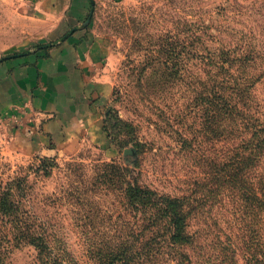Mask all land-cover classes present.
<instances>
[{
    "label": "rangeland",
    "instance_id": "374dc122",
    "mask_svg": "<svg viewBox=\"0 0 264 264\" xmlns=\"http://www.w3.org/2000/svg\"><path fill=\"white\" fill-rule=\"evenodd\" d=\"M39 1L0 0V60L51 42L38 40L48 32V25L35 14L38 11L34 4ZM89 3L88 27L102 43L104 73L110 86V96L101 109V132L108 148L83 140L78 151L52 157L58 167L52 169L51 176L44 177L41 173L31 174L39 164L37 157L24 155L12 146L0 128V190L8 182L29 174L33 212L46 221L50 232L56 233L76 260L94 264L88 257L87 241L82 234L86 225L78 219V207L67 202L65 192L76 196L74 187L68 184L83 187L79 185L80 174L87 180L85 186L88 185L95 175L94 167L102 162L128 168L137 165L135 172L142 183L170 194H191L198 207L190 230L202 235L199 238L203 250L217 254L219 242H230L238 249V264H246L243 251L239 250L242 231L233 220L231 204L221 202L220 198L218 203L207 192L209 187L195 185L194 179L199 174L195 155L209 154L212 147L195 143L192 151L181 148L177 140L178 134L192 136L190 127L197 128L192 126L194 114L190 113L189 102L195 75L205 68L197 63V54L230 51L237 61L249 58L241 68L254 78L245 82L254 86L256 103L264 105V0H89ZM153 53L177 55L173 69H179L182 75L170 79L169 87L159 95L148 91L138 80L148 63L147 57ZM124 122L133 125L139 141L150 148L145 153L137 152L136 160L135 156L124 158L125 149H136L133 143L121 145L132 139ZM68 164L80 168L70 172ZM88 196L100 200L99 210L104 208L102 203L110 210L116 205L114 195ZM35 255L32 247H20L12 250L10 263L34 264Z\"/></svg>",
    "mask_w": 264,
    "mask_h": 264
},
{
    "label": "trees",
    "instance_id": "16d2710c",
    "mask_svg": "<svg viewBox=\"0 0 264 264\" xmlns=\"http://www.w3.org/2000/svg\"><path fill=\"white\" fill-rule=\"evenodd\" d=\"M219 53L197 54V63L205 66L195 75L189 98L192 126L197 128L190 127L192 136L178 134L177 141L181 148L192 151L195 143L212 147L209 154L195 155L199 167L195 185L209 187L207 192L218 203L231 204L233 220L242 231L239 250L245 263L264 264V105L256 103L254 86L245 82L254 78L241 68L250 59L237 61L230 51ZM176 57L148 56L139 82L153 94L165 92L168 81L180 74L179 69H173ZM124 126L132 139L121 145L133 143L138 153L150 149L134 134L133 125L124 122ZM37 159L39 164L31 174L49 177L58 167L54 158ZM78 166L68 164L67 168L74 172ZM136 167L102 162L94 167L88 185L80 174L83 187L68 184L76 196L64 191L67 202L78 207L79 221L86 225L82 234L94 264H238V249L230 242H219L214 247L217 254L203 250L202 235L190 230L198 207L191 194H170L144 184ZM29 177L20 176L0 190V264H11L12 250L24 246L34 249V264H82L33 212ZM89 193L114 195V209L102 203L104 208L99 210L100 200H92Z\"/></svg>",
    "mask_w": 264,
    "mask_h": 264
},
{
    "label": "crops",
    "instance_id": "0c3cea01",
    "mask_svg": "<svg viewBox=\"0 0 264 264\" xmlns=\"http://www.w3.org/2000/svg\"><path fill=\"white\" fill-rule=\"evenodd\" d=\"M34 5L38 20L48 25L38 40L51 42L0 61L3 135L29 157L72 154L83 140L108 148L101 109L110 86L102 43L84 26L89 0H40Z\"/></svg>",
    "mask_w": 264,
    "mask_h": 264
},
{
    "label": "water",
    "instance_id": "95a60500",
    "mask_svg": "<svg viewBox=\"0 0 264 264\" xmlns=\"http://www.w3.org/2000/svg\"><path fill=\"white\" fill-rule=\"evenodd\" d=\"M93 12V8H91V13ZM91 15V14H90ZM89 20H90V17H88V19L86 20V22H85V25L84 26H86V25H88V23H89ZM73 31V30H72ZM72 31H70V33H72ZM67 37V35L66 36H64L61 40H63V39H65ZM7 58V57H6ZM5 59V58H4ZM1 61V60H0ZM135 156V160L137 159V150L135 149V148H128V149H125V151H124V158H126L127 156ZM135 162V161H134Z\"/></svg>",
    "mask_w": 264,
    "mask_h": 264
}]
</instances>
